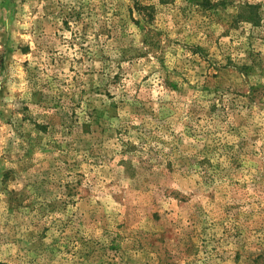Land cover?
<instances>
[{
    "label": "rangeland",
    "instance_id": "374dc122",
    "mask_svg": "<svg viewBox=\"0 0 264 264\" xmlns=\"http://www.w3.org/2000/svg\"><path fill=\"white\" fill-rule=\"evenodd\" d=\"M0 264H264V0H0Z\"/></svg>",
    "mask_w": 264,
    "mask_h": 264
}]
</instances>
